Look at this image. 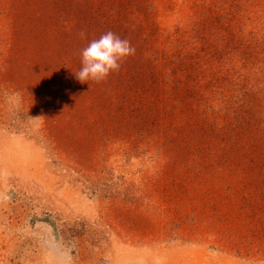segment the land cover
<instances>
[{
	"label": "rangeland",
	"instance_id": "rangeland-1",
	"mask_svg": "<svg viewBox=\"0 0 264 264\" xmlns=\"http://www.w3.org/2000/svg\"><path fill=\"white\" fill-rule=\"evenodd\" d=\"M0 264H264V0H0Z\"/></svg>",
	"mask_w": 264,
	"mask_h": 264
},
{
	"label": "clouds",
	"instance_id": "clouds-1",
	"mask_svg": "<svg viewBox=\"0 0 264 264\" xmlns=\"http://www.w3.org/2000/svg\"><path fill=\"white\" fill-rule=\"evenodd\" d=\"M81 38L85 33H80ZM135 52L130 41L121 38L118 34L107 31L98 39L91 40L81 50L82 67L75 72V77L80 83L88 80L101 82L110 73L118 71L120 62Z\"/></svg>",
	"mask_w": 264,
	"mask_h": 264
}]
</instances>
